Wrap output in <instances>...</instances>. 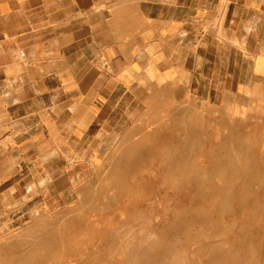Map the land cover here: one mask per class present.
I'll return each mask as SVG.
<instances>
[{
  "label": "crops",
  "instance_id": "1",
  "mask_svg": "<svg viewBox=\"0 0 264 264\" xmlns=\"http://www.w3.org/2000/svg\"><path fill=\"white\" fill-rule=\"evenodd\" d=\"M130 106L263 129L264 0H0V185L54 137L103 154Z\"/></svg>",
  "mask_w": 264,
  "mask_h": 264
},
{
  "label": "rangeland",
  "instance_id": "2",
  "mask_svg": "<svg viewBox=\"0 0 264 264\" xmlns=\"http://www.w3.org/2000/svg\"><path fill=\"white\" fill-rule=\"evenodd\" d=\"M129 109L123 125L112 131L110 144L100 147L103 154L96 151L99 147H70L63 137H54L55 145L36 153L40 161L33 160L34 153L23 163L25 177L16 176L0 185V264H264V123L259 131H243L239 140L251 145L241 146L238 152L239 145L234 143L239 140L231 138L230 122L210 128L214 123L209 115L191 111L183 125L181 114L172 121L166 113L137 115L133 106ZM174 122L178 128L164 131L165 139L160 135L161 142L155 147L151 138H144L148 130H164ZM181 125L188 128L182 131ZM133 134L143 135L147 160L133 172L128 184L132 195L122 197V187L110 183L105 175L116 165L117 149ZM182 135L192 143L181 146L177 140ZM224 141L233 144L217 145ZM53 155L62 160H44ZM125 157L130 161L133 153ZM228 158L238 160L237 167L232 164L237 176L228 172L221 177L223 172L214 164ZM143 173L151 184L145 183ZM108 190L117 193L114 209L80 202L95 192L92 202L102 205L112 194L101 192ZM129 197L132 203L127 205ZM128 207L133 213L130 219ZM109 212L116 214L107 216Z\"/></svg>",
  "mask_w": 264,
  "mask_h": 264
},
{
  "label": "bare ground",
  "instance_id": "3",
  "mask_svg": "<svg viewBox=\"0 0 264 264\" xmlns=\"http://www.w3.org/2000/svg\"><path fill=\"white\" fill-rule=\"evenodd\" d=\"M151 115V114H150ZM170 115V119L173 121V115L172 114H167V116H169ZM176 116L177 115H179V112H178V114L176 113L175 114ZM142 117V116H141ZM176 118V117H175ZM245 118V117H244ZM161 119V118H160ZM177 119H179L178 117H177ZM176 120V119H175ZM157 121V120H156ZM141 122V121H140ZM166 123V122H165ZM157 124V123H156ZM152 126V125H151ZM160 127V126H159ZM164 127V126H163ZM174 127L175 128H178V126H177V124L174 122L173 124H169V125H167V126H165L164 128H162V129H164V130H158V129H156L154 132H149V130L147 131V132H145V134H144V138L145 137H149V138H151V140H152V144H153V146L155 147L156 145H158V144H160V142H161V138H162V140H163V138H164V136H166L165 134H163V132L165 131H172L173 129H174ZM232 127V126H231ZM140 128V127H139ZM180 128H181V130L182 131H185L186 129H185V127L183 126V125H181L180 126ZM191 128H193V127H191ZM196 128H198V127H196ZM194 129V128H193ZM231 129V128H230ZM158 130V131H157ZM159 131H161V133H158ZM176 131V130H175ZM234 132V131H233ZM131 133H132V131H131ZM170 133V132H169ZM185 132H183L182 134H184ZM198 133V132H197ZM171 134V133H170ZM244 134V132L243 131H241V130H239L238 132H237V134H236V137L238 138V140L239 139H241V137H242V135ZM130 135H132V134H130ZM162 136L161 138H159V136ZM128 134H127V138H128ZM171 136V135H170ZM187 136H189L188 135V133H187ZM169 137V136H168ZM172 137V136H171ZM192 137H193V135H192ZM192 137H191V139H192ZM124 138V137H123ZM130 138V137H129ZM125 139V138H124ZM142 139H143V135L141 136L140 135V137L139 136H137V135H135L134 136V134H133V137L131 138V139H129V141L128 142H125L124 141V143H125V145L123 146V145H121V147H119L118 149H117V151L116 152H118V151H120V153H119V157L117 156H115V158L113 159V162L116 164L115 166H114V168L111 170V172L110 173H108L107 175H105L106 177H107V179L108 180H110V183H114L115 185L117 184V185H119V186H121L122 187V190L119 192V193H122L121 195H122V197L125 195V194H128V196H129V194L131 193V190L130 189H128V184L131 182L130 180H133V177H134V173L133 172H135V169H137V168H141V166H142V164H144V163H146L145 161L147 160L146 159V153H145V149H147L145 146H144V144H143V141H142ZM165 139V138H164ZM187 139V138H186ZM198 139V138H197ZM207 139V138H206ZM126 140V139H125ZM185 139H184V135H182V137L180 138V140H177V141H179V144L181 145V146H183L184 144H187V146H188V144H190V143H192V142H189V141H184ZM199 140V139H198ZM122 141V140H121ZM195 142H197V140L195 141ZM199 142V141H198ZM200 142H201V140H200ZM199 142V144H201ZM225 142V141H224ZM122 143H123V141H122ZM226 143L229 145V144H233V143H231V142H225V143H219V144H217V145H219V146H225L226 145ZM193 144H194V142H193ZM235 145H239L238 147H239V149L237 150V149H235V150H237L238 152H240V147L241 146H244L245 147V145L246 146H248V145H251V144H245V141L244 140H239V141H237V142H235L234 143ZM170 145V144H169ZM198 145V144H197ZM173 146V145H172ZM171 146V147H172ZM186 146V145H185ZM186 146V147H187ZM190 146V145H189ZM196 146V145H195ZM216 146V145H215ZM163 147V146H162ZM234 147V146H233ZM192 148V147H191ZM116 149V148H115ZM171 149V148H170ZM176 149V148H175ZM196 149V148H195ZM198 149H199V147H198ZM230 149H231V147H230ZM187 150V149H186ZM115 151V150H114ZM167 151V150H166ZM226 151H229V149H227ZM225 151V152H226ZM231 151H233L232 149H231ZM236 151V152H237ZM115 152V153H116ZM170 152H172L171 150H170ZM186 152V151H185ZM185 152H184V154H185ZM188 152V151H187ZM194 152V151H193ZM196 152V151H195ZM129 153H133V159H131L130 161H125L126 159H127V157H125V155H127V154H129ZM228 153V152H227ZM165 154V153H164ZM168 154H170V153H168ZM187 154V153H186ZM194 154V153H193ZM231 154V153H230ZM230 154H228V155H230ZM232 154L233 155H235L234 154V151L232 152ZM114 155V154H113ZM177 155H179V154H177ZM111 156V155H110ZM175 156V155H174ZM181 157V156H180ZM191 157V156H190ZM195 157V156H194ZM201 157V156H200ZM228 157V156H227ZM234 157V156H233ZM240 157V156H239ZM243 157H244V155H243ZM173 158V157H172ZM182 158V157H181ZM193 158V157H192ZM191 158V159H192ZM235 158V157H234ZM232 159V158H228V159H220V160H218V161H216L215 162V164H214V167H215V169L216 168H218L217 170H219V169H221V172H223V174L221 175V177L223 176V177H225V175H226V173H227V175L229 174L228 172H232V174L233 173H235V171H234V168L235 167H237V165H235L236 163L235 162H237L238 160L237 159ZM240 158H242V157H240ZM239 158V159H240ZM246 158V157H245ZM180 159V158H179ZM188 159V158H187ZM195 159V158H194ZM189 160H190V158H189ZM210 161V160H209ZM242 161L244 162V163H246L247 161L245 160V159H242ZM232 162H234V163H232ZM242 162V163H243ZM184 163V162H183ZM187 164H188V162H186ZM110 164V163H109ZM232 164H234L235 165V167L233 168V166H232ZM112 165V164H111ZM110 165V166H111ZM182 165H184V164H182ZM196 165V164H195ZM242 165V164H241ZM239 166V165H238ZM184 167V166H183ZM182 167V168H183ZM211 167V166H210ZM110 168V167H109ZM108 168V169H109ZM238 168H240V167H238ZM237 168V169H238ZM111 169V168H110ZM110 169H109V171H110ZM203 169V168H202ZM235 170H236V168H235ZM142 171H144V170H142ZM145 172V171H144ZM218 172V171H217ZM216 172V173H217ZM241 172V171H240ZM242 172L243 173H245L243 170H242ZM105 174V173H104ZM231 173H230V175H232ZM236 174V173H235ZM234 174V175H235ZM240 174V173H239ZM242 174V173H241ZM241 174H240V176H241ZM143 176V178L145 177V179H144V181H145V183L146 184H151V181H150V178H149V176L147 175V174H145L144 175V173L142 174ZM229 175V176H230ZM233 175V176H234ZM236 176H237V174H236ZM243 176V175H242ZM245 176H247V175H245ZM254 176V175H253ZM264 176V175H263ZM105 177V178H106ZM215 177V176H214ZM220 177V176H219ZM228 177V176H227ZM104 178V179H105ZM217 178V177H216ZM222 179V178H221ZM237 179H238V177H237ZM226 180V179H225ZM236 180V179H235ZM243 180V179H242ZM262 180V179H261ZM260 180V181H261ZM228 181V180H227ZM257 181V180H256ZM255 181V182H256ZM222 182V181H221ZM224 182V181H223ZM230 182V181H229ZM236 182V181H235ZM239 182H241L240 180H239ZM254 182V181H253ZM254 182V183H255ZM225 183V182H224ZM233 183V182H232ZM231 183V184H232ZM238 183V182H237ZM237 183H233V184H237ZM107 184V183H106ZM222 184V183H221ZM232 184V185H233ZM249 184V183H248ZM222 186V185H221ZM231 186V185H230ZM234 187V186H233ZM228 188V187H227ZM231 189V187L229 188V190ZM223 190V189H222ZM99 191V190H98ZM112 190H108V191H102L101 193H106V194H112V195H108V199L107 200H104L103 201V203H102V205L101 204H95L94 205V203L92 202L93 201V199H94V194H95V192H94V194H92L91 193V195L89 196V197H87V196H83V197H81V199H80V202L82 203V204H84V203H86V202H88V205L89 204H91V206H101V208L103 209V208H107L108 210L109 209H111V208H113L114 209V207L115 206H112V201H113V199H115L114 197H116V196H114V194L116 195L117 193L116 192H111ZM134 191V190H133ZM231 192V191H230ZM225 193V192H224ZM106 194H105V196H106ZM97 195V194H96ZM131 195H132V193H131ZM134 196V195H133ZM229 196V195H228ZM118 197V196H117ZM121 197V198H122ZM120 198V199H121ZM127 198V197H126ZM125 198V199H126ZM130 198V199H129ZM127 200H128V203H127V205H129L130 203H132V197H129ZM225 198H226V196H225ZM224 198V199H225ZM228 198V197H227ZM230 198V197H229ZM105 199V198H104ZM244 199V198H243ZM247 199V198H246ZM228 200V199H227ZM116 201H118L117 200V198H116ZM115 201V202H116ZM222 201H224L223 199H222ZM101 202V201H100ZM107 202V203H106ZM216 202V201H215ZM227 202V201H226ZM202 204V203H201ZM224 204H225V202H224ZM80 205V204H79ZM230 205V204H229ZM120 206V205H119ZM221 206H223L222 204H221ZM225 206V205H224ZM231 206V205H230ZM85 207V206H84ZM121 207V206H120ZM185 207H187V206H185ZM229 207V206H228ZM70 208V207H69ZM222 209H223V207H221ZM225 208V207H224ZM68 209V208H67ZM72 209H74V207L72 208ZM76 209H77V207H76ZM92 209H94L95 210V207L93 208L92 207ZM98 209V208H97ZM96 209V210H97ZM128 209H129V211H128V213H127V216L129 215V219L132 217L131 215H133V213L131 212V210H130V208L128 207ZM234 209V208H233ZM232 209V210H233ZM70 210V209H69ZM98 210H100V209H98ZM227 210V209H226ZM229 210H231L230 208H229ZM218 211V210H217ZM102 212V211H101ZM121 212V211H120ZM236 212V211H235ZM71 213H73V212H71ZM70 213V214H71ZM99 213V212H98ZM110 213V215H108V213L106 214L107 216H113V214H116V212L115 213H111V212H109ZM88 215V214H87ZM122 215V214H121ZM225 215H227V214H225ZM82 216H83V214H82ZM86 216V215H85ZM94 216V215H93ZM92 216V217H93ZM105 216V215H104ZM111 216V217H112ZM65 217V216H64ZM67 217V216H66ZM70 217V216H69ZM87 217V216H86ZM102 218V217H101ZM105 218V217H104ZM114 218H117V216L116 217H114ZM84 219V218H83ZM94 219V218H93ZM107 219H108V217H107ZM106 219V221L107 222H109L110 220H107ZM110 219V218H109ZM124 219V218H123ZM102 220H104V219H102ZM118 220V219H117ZM60 221V220H59ZM61 221H62V219H61ZM73 221V220H72ZM94 221V220H93ZM121 221V220H120ZM119 220H118V222H120ZM82 222V221H81ZM91 222V221H90ZM105 222V221H104ZM111 222H113V220L111 221ZM226 222V221H225ZM60 223V222H59ZM89 223V222H88ZM115 223H117V221H115L114 223H112L113 225H115ZM170 223H172V222H170ZM233 223V222H232ZM66 224V223H65ZM86 224V223H85ZM92 224V223H91ZM103 224H105V223H103ZM111 224V223H110ZM109 224V225H110ZM229 224V223H228ZM112 225V226H113ZM225 225V224H224ZM233 225V224H232ZM31 226H34V225H31ZM59 226V225H58ZM57 226V227H58ZM65 226V225H64ZM73 226V225H72ZM227 226V225H226ZM257 226H258V224H257ZM75 227V226H74ZM81 227V226H80ZM110 227V226H109ZM231 227V226H230ZM262 228V227H261ZM80 230H81V228H80ZM93 230V229H92ZM109 230V229H108ZM257 230V229H256ZM84 231V230H83ZM96 231V230H95ZM25 232V231H24ZM92 232V231H91ZM259 232V231H258ZM70 233V232H69ZM94 233V232H93ZM109 233H110V231H109ZM109 233H107L108 235H109ZM222 233V232H221ZM228 233V232H227ZM261 233V232H260ZM45 234V233H44ZM231 234V233H230ZM41 235H43V234H41ZM41 235L39 236V238L41 237ZM54 235H56V234H54ZM210 235V234H209ZM219 235V234H218ZM217 235V236H218ZM51 236H53V235H51ZM58 237V236H57ZM72 237V236H71ZM202 237V236H201ZM107 239V238H106ZM196 239H200V238H196ZM203 239V238H202ZM36 240H38V238L36 239ZM35 240V241H36ZM204 240V239H203ZM35 241H34V243H35ZM44 242V241H43ZM204 243V242H203ZM12 244V243H11ZM44 246V245H43ZM13 247V246H12ZM37 248V247H36ZM202 249H203V247H201ZM200 248V249H201ZM46 249V248H45ZM43 250V249H42ZM79 250V249H78ZM82 250V249H81ZM13 251V250H12ZM44 252V251H43ZM75 252V251H74ZM39 253V252H38ZM22 255V254H21ZM47 255V254H46ZM46 257V256H45ZM32 261V260H31ZM74 263V262H73Z\"/></svg>",
  "mask_w": 264,
  "mask_h": 264
}]
</instances>
